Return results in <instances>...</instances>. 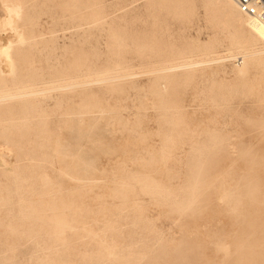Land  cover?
I'll use <instances>...</instances> for the list:
<instances>
[{
	"label": "rangeland",
	"instance_id": "rangeland-1",
	"mask_svg": "<svg viewBox=\"0 0 264 264\" xmlns=\"http://www.w3.org/2000/svg\"><path fill=\"white\" fill-rule=\"evenodd\" d=\"M230 1L0 0V264H264V39Z\"/></svg>",
	"mask_w": 264,
	"mask_h": 264
},
{
	"label": "built area",
	"instance_id": "built-area-1",
	"mask_svg": "<svg viewBox=\"0 0 264 264\" xmlns=\"http://www.w3.org/2000/svg\"><path fill=\"white\" fill-rule=\"evenodd\" d=\"M241 14L264 25V0H232Z\"/></svg>",
	"mask_w": 264,
	"mask_h": 264
},
{
	"label": "bare ground",
	"instance_id": "bare-ground-1",
	"mask_svg": "<svg viewBox=\"0 0 264 264\" xmlns=\"http://www.w3.org/2000/svg\"><path fill=\"white\" fill-rule=\"evenodd\" d=\"M229 2V1H228ZM231 3H232V0L230 1ZM223 3V2H222ZM76 7V6H75ZM4 8V7H3ZM237 9V8H236ZM231 10V9H230ZM232 11V10H231ZM5 12H6V14H7V21H6V25H7V27H11V26H13V24H14V21H13V18L11 17V15H10V13H9V11L8 10H5ZM6 17V16H5ZM254 21H252V23H253ZM256 24V23H255ZM3 24H0V28H1V30L3 31V29L4 30H6L5 28H4V26H2ZM5 25V24H4ZM5 25V26H6ZM259 24L255 27L256 28V31H257V33H258V35H259V37L260 38H262V39H264V30H262V28H263V26H262V28H260L261 26H259ZM253 28V27H252ZM7 31V30H6ZM5 31V32H6ZM248 31H249V29H248ZM253 31H254V29H253ZM253 31H251V33L253 32ZM8 33V32H7ZM250 33V32H249ZM244 35H245V33H244ZM247 37V36H246ZM253 37V36H252ZM252 37H251V39H252ZM258 37V36H257ZM257 37H256V39H257ZM248 39H250V38H248ZM254 40V39H253ZM255 41V40H254ZM253 41V42H254ZM258 42V41H257ZM11 44V42L9 41V40H6V43H4L3 45L5 46V47H7V46H9ZM257 43H256V41H255V44H253V45H256ZM251 45V44H250ZM247 46V45H246ZM245 46V47H246ZM238 49V48H237ZM1 53L4 55V56H8V53H7V48H4V49H2V51H1ZM236 59V58H235ZM241 63V62H240ZM10 64L9 63H6L4 66H3V70H5V71H8V70H10ZM17 67V66H16ZM69 89V88H68ZM49 93V92H48ZM11 99V98H10ZM2 100V99H1ZM3 100H5V99H3ZM2 100V101H3ZM9 100V99H8ZM12 154V153H11ZM198 177V176H197ZM195 182H197V181H195ZM251 186V185H250ZM253 188V187H252ZM254 189V188H253ZM256 189V188H255ZM251 191H252V189H251ZM256 191V190H255ZM255 193V192H254ZM251 194H253V193H251ZM250 194V195H251ZM257 194H258V192H257ZM249 195V196H250ZM256 195V194H255ZM258 196V195H257ZM186 209V208H185ZM245 249V248H244ZM240 255H242V253H240ZM264 256V252H262L258 257H263ZM243 258V257H242ZM242 263V262H241ZM240 264V263H239Z\"/></svg>",
	"mask_w": 264,
	"mask_h": 264
}]
</instances>
